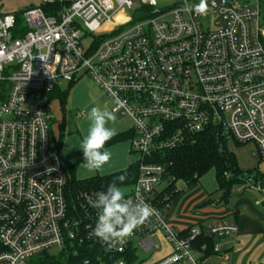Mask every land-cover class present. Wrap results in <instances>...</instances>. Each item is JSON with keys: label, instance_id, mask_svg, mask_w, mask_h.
Returning <instances> with one entry per match:
<instances>
[{"label": "built area", "instance_id": "obj_1", "mask_svg": "<svg viewBox=\"0 0 264 264\" xmlns=\"http://www.w3.org/2000/svg\"><path fill=\"white\" fill-rule=\"evenodd\" d=\"M186 1L38 0L18 13L0 9V264H51L65 253L73 264H203L192 243L199 227L178 229L166 214L170 176L161 160L212 128L228 144H252L264 162V0H211L208 13ZM83 72L112 112L131 120L138 161L126 195L139 193L157 210L115 247L92 235L89 200L98 191L70 205L64 158L50 140V96ZM233 189L260 205L264 172L245 174ZM205 229L219 239L238 231L225 220ZM154 238L167 250L138 262L137 251L159 249Z\"/></svg>", "mask_w": 264, "mask_h": 264}, {"label": "rangeland", "instance_id": "obj_2", "mask_svg": "<svg viewBox=\"0 0 264 264\" xmlns=\"http://www.w3.org/2000/svg\"><path fill=\"white\" fill-rule=\"evenodd\" d=\"M160 4H170V0H157ZM211 0H207L208 10L210 11L209 3ZM38 0H0L1 11L9 13H18L24 8L37 4ZM199 3V0H187L186 4L191 8L195 9V5ZM185 6V5H184ZM21 20V15H17ZM204 24V20L201 21ZM58 86L61 91H67L66 101L61 107L60 102L54 98L50 103V111L54 119L52 121L53 132H58V126L63 122L66 125L67 132L69 133L63 140L61 148V157L66 158L67 156L81 151L80 142L82 138L87 134L89 127L88 114L92 107H100L102 110L112 111V106L109 98L97 87L94 81L84 75V72L74 83H68L59 81ZM80 111H84L86 116L82 118L78 115ZM116 115V121L114 124L110 123V127L116 130V137L122 132H128L131 128V120L125 115ZM54 134V133H53ZM56 135V133L54 134ZM113 137V138H114ZM113 138L107 142L105 149L112 153V158L108 164H106L99 171H89L84 168L82 164L85 162L84 155L73 156L69 162L75 169V178L79 181H86L96 176L110 175L119 171H122L128 167L134 166L138 161V156L130 152V144L128 139L111 143ZM227 150L233 152L240 162L251 161L257 166V160L253 158V146L252 144H245L242 146H235L232 143L227 145ZM259 171L264 172V162H260L258 165ZM174 187L178 188L177 193L171 198V206L174 203L177 207H172V217L188 218L196 204H190L195 200H216L220 192L218 191L219 186L215 179L214 170H210L202 175L198 181L191 185H186L181 180L175 182ZM121 190L127 194L130 191L128 186L121 187ZM166 196H169L168 189H165ZM190 204V205H189ZM192 222V221H191ZM154 242H158L159 249L153 250L150 253H145L142 250L137 251V260L140 261H152L157 259L167 247L163 241L158 238L153 239ZM57 249H52L50 252L55 254Z\"/></svg>", "mask_w": 264, "mask_h": 264}, {"label": "trees", "instance_id": "obj_3", "mask_svg": "<svg viewBox=\"0 0 264 264\" xmlns=\"http://www.w3.org/2000/svg\"><path fill=\"white\" fill-rule=\"evenodd\" d=\"M66 96L67 91L55 90L52 92L50 100L56 98L63 109ZM59 128V142L55 144V147L60 151L61 140L65 134L64 124H61ZM131 136V131L120 133L113 138L111 143L127 140ZM227 145L228 142L225 141V139H222L217 131L208 128L203 132L193 135L191 140L186 144L171 151L164 152L161 161L165 163L170 176L168 181L169 185L166 188L168 189L169 196L166 197L167 200L165 205L169 206L171 198L177 193L178 188H175L174 184L178 180H181L186 185H191L196 183L198 179L208 171L214 170L220 195L217 200H207L204 205L215 202V206H217L218 204H227L232 188L242 181L245 174L260 173L258 168L259 161H257V166L253 170H241L238 167L235 155L227 150ZM234 145L242 146L244 144L234 143ZM78 155H83V150L71 154L64 159L65 168L68 173V199L72 206L75 204L77 207L79 206V203L77 202V195L79 193L90 190H106L107 186L120 175L126 177L122 184L117 181L120 187H130L135 181V165L110 175L96 176L86 181H79L75 178V169L69 162L73 156ZM198 227L199 235L192 241V243L194 247H196V245L200 246L204 244L206 247L205 256H210L213 254L214 245L219 238L208 235L205 225L200 224ZM68 255V253L62 254V260H60L59 257L57 262H52L51 264H73L70 258L68 259ZM43 257L45 259V256Z\"/></svg>", "mask_w": 264, "mask_h": 264}, {"label": "clouds", "instance_id": "obj_4", "mask_svg": "<svg viewBox=\"0 0 264 264\" xmlns=\"http://www.w3.org/2000/svg\"><path fill=\"white\" fill-rule=\"evenodd\" d=\"M197 13H206L207 0H199L195 6ZM87 134L80 142L85 162L82 166L89 171L101 170L112 158V153L105 145L115 135L116 130L110 127L114 124L116 115L112 111L92 107L89 114ZM126 177L120 175L111 182L106 190L95 193V199H90V205L97 210V219L92 235L106 245L115 247L122 245L134 232L157 214V210L144 201L137 193L134 197L127 196L118 185Z\"/></svg>", "mask_w": 264, "mask_h": 264}, {"label": "crops", "instance_id": "obj_5", "mask_svg": "<svg viewBox=\"0 0 264 264\" xmlns=\"http://www.w3.org/2000/svg\"><path fill=\"white\" fill-rule=\"evenodd\" d=\"M61 124L64 123L62 122ZM60 125L58 126V132H53L51 124L50 140L53 146L59 142ZM64 129L65 134L61 140L60 152L63 140L69 134L65 124ZM53 133H56V135ZM236 160L241 170L246 171L255 168V163L251 161L244 162L242 160L240 162L237 157ZM207 200L203 198L200 201L195 200L190 203L198 204H196L194 211L189 214V219L185 217L171 218L172 207L176 208L178 203H174V206H171L170 201V208L166 213L169 221L176 228L185 229L198 227L200 224L207 226L217 220H225L234 222L238 231L236 236L220 238L215 243L213 254L210 256H205L206 247L204 244L194 247V255L203 264H264V202L256 205L257 196L251 193H237L233 188L226 205H204ZM161 256L162 254L158 258Z\"/></svg>", "mask_w": 264, "mask_h": 264}]
</instances>
